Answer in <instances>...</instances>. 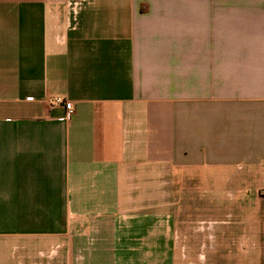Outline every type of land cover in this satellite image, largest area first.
Listing matches in <instances>:
<instances>
[{
	"label": "crops",
	"instance_id": "crops-1",
	"mask_svg": "<svg viewBox=\"0 0 264 264\" xmlns=\"http://www.w3.org/2000/svg\"><path fill=\"white\" fill-rule=\"evenodd\" d=\"M198 182L256 264L264 0H0V264H176Z\"/></svg>",
	"mask_w": 264,
	"mask_h": 264
},
{
	"label": "rangeland",
	"instance_id": "rangeland-1",
	"mask_svg": "<svg viewBox=\"0 0 264 264\" xmlns=\"http://www.w3.org/2000/svg\"><path fill=\"white\" fill-rule=\"evenodd\" d=\"M198 183L199 186L196 183V186L188 188L179 187L181 189L178 198L179 208L175 212L176 264H207L211 261L212 256L216 255L217 257L215 248L219 227L226 228L225 230L228 232L226 250L221 249V259L225 260V264H250L246 256L253 252L251 246L248 245L249 252L247 254L241 250L242 237L234 231L235 219L225 215L238 211L236 203L240 201V194L234 199L230 192L232 189L230 185L223 188L220 184L208 187L203 186V183ZM251 190L253 193V189ZM221 221H226L229 228L221 226ZM207 227H210L211 234L215 237L208 238V231H204ZM256 261V264H264V257L259 255V259ZM253 262L251 263L255 264Z\"/></svg>",
	"mask_w": 264,
	"mask_h": 264
},
{
	"label": "built area",
	"instance_id": "built-area-1",
	"mask_svg": "<svg viewBox=\"0 0 264 264\" xmlns=\"http://www.w3.org/2000/svg\"><path fill=\"white\" fill-rule=\"evenodd\" d=\"M49 103L51 105L53 104H60V105H63L64 109H65V119H68L71 112H72V105H71V102L68 101V100H65L61 97H54V98H49L48 99Z\"/></svg>",
	"mask_w": 264,
	"mask_h": 264
}]
</instances>
